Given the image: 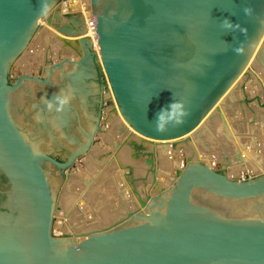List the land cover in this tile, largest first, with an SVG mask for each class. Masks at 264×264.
Listing matches in <instances>:
<instances>
[{
    "label": "water",
    "instance_id": "obj_1",
    "mask_svg": "<svg viewBox=\"0 0 264 264\" xmlns=\"http://www.w3.org/2000/svg\"><path fill=\"white\" fill-rule=\"evenodd\" d=\"M0 174V264H264V0H0Z\"/></svg>",
    "mask_w": 264,
    "mask_h": 264
},
{
    "label": "flooded vegetation",
    "instance_id": "obj_2",
    "mask_svg": "<svg viewBox=\"0 0 264 264\" xmlns=\"http://www.w3.org/2000/svg\"><path fill=\"white\" fill-rule=\"evenodd\" d=\"M76 121H77V120H76ZM76 124H78V123L76 122ZM58 160H60V161H64L63 159H59V158H58ZM0 178L4 179V181H5V177L2 176L1 174H0ZM2 185H3V183H1V181H0V186L2 187Z\"/></svg>",
    "mask_w": 264,
    "mask_h": 264
}]
</instances>
